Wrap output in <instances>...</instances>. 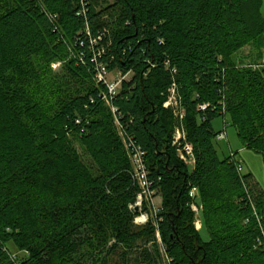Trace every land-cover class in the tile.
<instances>
[{
	"label": "trees",
	"instance_id": "obj_1",
	"mask_svg": "<svg viewBox=\"0 0 264 264\" xmlns=\"http://www.w3.org/2000/svg\"><path fill=\"white\" fill-rule=\"evenodd\" d=\"M261 9L262 0H0V264H264V189L234 155L218 156L212 126L227 116L264 165V67L234 60L249 44L262 59ZM97 63L130 73L115 114ZM172 86L192 167L172 146ZM137 151L161 198L142 225L131 208Z\"/></svg>",
	"mask_w": 264,
	"mask_h": 264
},
{
	"label": "built area",
	"instance_id": "obj_2",
	"mask_svg": "<svg viewBox=\"0 0 264 264\" xmlns=\"http://www.w3.org/2000/svg\"><path fill=\"white\" fill-rule=\"evenodd\" d=\"M84 0H81V3H83ZM52 19L56 20V15L52 16ZM94 43V41H93ZM81 55V53L79 54ZM252 69H259L261 67H264V55L261 59V63L259 64H251L248 65ZM130 73L122 74L118 70H108V68L102 64L97 63L96 64V70H95V82L96 84H101L105 87V94L103 96L104 103L109 106L112 114H115V109L111 106L112 99L118 94L121 84L124 80H127L129 78ZM207 105H198L197 109L201 112H204L207 109ZM163 108L165 109H171L173 112V115L175 118H177L178 126L175 127L173 135H172V146L176 148V153L179 157V159L187 166L192 167L194 164V157H193V149L192 145L186 140L184 129L181 125V121L183 119V113L182 109L179 106V101L176 94V88L172 86L168 90V98L166 102L163 104ZM178 109L181 113H178ZM117 123V121H116ZM75 125L80 126L82 125V121L78 118L75 120ZM226 127L227 124L223 122V128L222 131L217 133L215 140L216 141H222L226 138ZM233 156V155H231ZM129 159L132 165V176L133 179L136 181L140 188V193L138 194L136 198V202L131 208L135 210L136 207H140L143 204V201L147 202V205L150 204V202L153 199L154 192L150 191V183L148 182V173L147 168L144 162V153L137 151L135 153H132L129 155ZM237 171L240 173L242 172L241 166L237 163ZM196 197V190L191 189L189 192V198L194 202V199ZM190 208L192 212L197 217V213L200 212L201 207L199 205H196L195 203H191ZM159 211V210H158ZM158 211H155L153 215L150 214H138L134 220L135 224H144L148 221L149 217L155 216ZM195 228L196 230L200 229V221L197 219L195 222ZM11 260L14 261V255L10 256ZM15 264H17L14 261Z\"/></svg>",
	"mask_w": 264,
	"mask_h": 264
},
{
	"label": "rangeland",
	"instance_id": "obj_3",
	"mask_svg": "<svg viewBox=\"0 0 264 264\" xmlns=\"http://www.w3.org/2000/svg\"><path fill=\"white\" fill-rule=\"evenodd\" d=\"M262 13L264 14V0H262ZM264 55V54H263ZM262 55V58H263ZM260 56L257 50L254 48L253 45L249 44L245 47L239 49L234 56L235 64L238 66H246L249 64H259L261 63ZM61 67L60 62H54L50 65V68L54 72H59ZM178 113H181L178 109ZM27 121L34 126V117L29 116L26 118ZM223 120L227 124L226 127V138L222 141H215L214 146L216 152L220 158H224L227 156L234 155L235 161L241 166L242 173H251L253 175L254 181L258 184L259 188L264 189V165H263V158L260 154L254 153L253 151L245 148L237 137V133L233 125L231 124L229 118L227 116L216 117L213 122L212 126L216 133L222 131L223 128ZM75 146L80 151L78 143L75 142ZM176 149V148H175ZM190 167V166H188ZM161 207V198L160 196H153L152 201L145 207L143 206L136 207L138 214H148L150 216L153 215L155 211L160 210ZM139 216V215H138ZM199 219L201 222V215L200 212L197 213V217L195 215V222ZM142 225V224H136ZM199 234L201 238L206 241L208 239L207 233L204 229H199ZM12 253H15L12 251Z\"/></svg>",
	"mask_w": 264,
	"mask_h": 264
},
{
	"label": "crops",
	"instance_id": "obj_4",
	"mask_svg": "<svg viewBox=\"0 0 264 264\" xmlns=\"http://www.w3.org/2000/svg\"><path fill=\"white\" fill-rule=\"evenodd\" d=\"M200 229H201V222H200Z\"/></svg>",
	"mask_w": 264,
	"mask_h": 264
},
{
	"label": "water",
	"instance_id": "obj_5",
	"mask_svg": "<svg viewBox=\"0 0 264 264\" xmlns=\"http://www.w3.org/2000/svg\"><path fill=\"white\" fill-rule=\"evenodd\" d=\"M135 211H137V208H135Z\"/></svg>",
	"mask_w": 264,
	"mask_h": 264
}]
</instances>
